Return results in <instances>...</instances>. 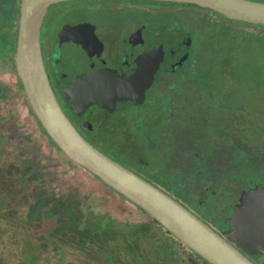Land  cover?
Listing matches in <instances>:
<instances>
[{"label":"flooded vegetation","instance_id":"flooded-vegetation-1","mask_svg":"<svg viewBox=\"0 0 264 264\" xmlns=\"http://www.w3.org/2000/svg\"><path fill=\"white\" fill-rule=\"evenodd\" d=\"M24 5L25 0H0V262L119 264L102 262L100 249V261L90 259L86 232L77 247L81 256L74 258L73 240L79 236L69 226L72 211L62 206V192L57 206L52 189L42 184L44 167L36 157L40 140L37 133L26 132L24 121L44 127L17 65ZM196 9L221 20L202 26ZM232 20L237 19L214 8L175 0H59L44 15L41 49L63 110L89 142L173 196L256 264H264V252L256 250L259 239L249 242L250 252L224 232L242 194L264 188V120L254 114L252 121H226L234 111L242 117L241 112L253 109L248 106L257 92L250 90L246 74L261 55L247 49L258 43L250 36L238 49L231 41L224 45L220 37ZM243 22L252 28L264 25ZM229 48L246 50L250 60L231 56ZM25 105L33 116L25 117ZM255 109L264 110V105ZM31 138L36 141L32 148ZM51 141L69 161L63 170L67 174L75 162ZM66 199L68 206L71 199ZM138 250L144 264H164L151 258L149 249L133 246L132 251ZM165 251L171 264H211L180 242Z\"/></svg>","mask_w":264,"mask_h":264},{"label":"water","instance_id":"water-1","mask_svg":"<svg viewBox=\"0 0 264 264\" xmlns=\"http://www.w3.org/2000/svg\"><path fill=\"white\" fill-rule=\"evenodd\" d=\"M56 1L59 0H25L17 54L29 102L49 136L68 158L143 208L211 264H256L173 196L105 154L78 131L52 88L42 55L41 24L48 6ZM175 1L196 3L233 19L264 24V2ZM90 102L94 101L88 100L87 104ZM227 223L228 229L224 232L239 247L251 252L250 243L259 239L256 250L264 252V188L244 192Z\"/></svg>","mask_w":264,"mask_h":264},{"label":"rangeland","instance_id":"rangeland-1","mask_svg":"<svg viewBox=\"0 0 264 264\" xmlns=\"http://www.w3.org/2000/svg\"><path fill=\"white\" fill-rule=\"evenodd\" d=\"M196 11L198 12L196 14V22L202 26L207 25L212 27L214 22H220L221 20L220 17L212 12L207 13L202 9H196ZM245 24L248 23L239 20H232V22L226 24V29H224L223 25L221 24L220 27H223V29L226 31V36L220 37V39L223 40L224 45L231 41V44L237 49L242 46L241 43H245V41L248 40L249 36L257 40L258 43L248 45L247 49L250 51L255 50V54L257 55L258 53L261 54L257 57V59L260 61L255 62L254 67L248 69V73L246 74L248 78L247 84L250 86V90L257 92V95L254 99L250 100L248 108L253 106L252 110L247 111L248 113L245 115L243 112H241L242 117H240V111L233 112V110H231L233 115L226 121L238 122L239 120L242 122L245 119H248V117V121H252V117L250 115L254 114H259L257 116L264 120V110L255 109L256 105L258 107H262L264 105V46L262 44L264 43V25L255 26V28H252L250 26H246ZM223 29L222 31H224ZM228 52L231 56L242 55L247 59V61H249L251 58V54L246 50L236 53L233 48H229ZM4 108L6 107H3V109ZM24 108L25 117L28 118L29 115L33 116L31 114H27V105H25ZM7 110L9 111L10 109L7 108ZM198 110L204 114V117H209L206 114V111L202 109ZM24 127H26V132L32 134V137H35V133L38 134L37 139L40 140L39 144H41V147L39 150L36 147L37 154H40H36V157H40L41 159L38 166L41 165L44 167L42 176V180L44 181L42 184L44 187H49L48 190L52 189L51 196H55L57 198V206L59 203H62L61 201L66 202V200H68L66 198L69 197L72 201V203L70 201L71 205L78 204L77 213L74 215L71 212L69 213L73 215L71 221L69 222V226L73 230H76L75 232L79 236L78 238L74 237L76 239L73 240L75 241L72 252L74 258L75 254L77 257L81 256L82 252L77 247L80 248L79 244L81 242L82 235L84 234L82 232H86V236L89 241L88 253L90 254V259L93 258L95 260L94 262L100 261V258L98 259L97 257V252L100 249L102 255L106 253L101 260L102 262L119 264H144L145 259L142 256V252L139 250L132 251L133 246L139 245L142 250L149 249L150 252H152L150 255L151 258L152 256H157L156 258H158L160 262L166 264V261H169L171 264V260L164 257L163 254L166 253V248L170 249L175 244H178L175 239L173 240L167 238L163 234L164 230H159L153 221L148 218V214L140 210L125 196L117 193L113 189L101 183L99 178L88 174L87 171L80 165L74 164L71 169L69 168V172L67 174H63V170L69 167V161L62 153L55 149L51 138L46 134L44 129L41 126L39 128L36 121H24ZM243 131L244 125L242 124V132ZM30 142V147L32 148L36 141L31 138ZM256 158L257 156H253L250 160ZM261 158L264 160V143ZM47 160L49 162H47ZM50 166L52 168H50ZM260 167L264 168V165H260ZM250 174L255 175L254 172H251ZM67 183L70 184L69 188L65 187ZM27 186H29V184H27ZM63 187H65V190L61 191V188L63 189ZM71 190L73 193L68 195ZM61 192L63 193V198L60 201L58 196L61 194ZM43 200L44 203H48V198ZM83 208H85V211H88L89 209L90 212H92L91 215L94 216L93 220L91 219L92 221L84 218L86 212L83 210ZM63 210L64 208L60 207V211ZM14 211L15 210H13V212ZM59 213L60 212H57V217H60ZM105 213L109 214V216L104 215ZM96 224L98 225L96 226ZM99 224L108 227L104 228L105 233L97 234L94 232V229L100 227ZM94 226L96 227L93 228ZM80 227L81 230L79 231L78 229ZM136 232H139V234L134 235ZM100 245L103 246V250L100 248ZM149 245L150 247H148ZM180 251L184 252L186 256H189L188 253L184 251V249L180 248ZM134 254L136 256H134ZM77 263L78 262L76 261L72 262V264ZM196 263L198 264V262ZM0 264L2 263L0 262Z\"/></svg>","mask_w":264,"mask_h":264},{"label":"trees","instance_id":"trees-1","mask_svg":"<svg viewBox=\"0 0 264 264\" xmlns=\"http://www.w3.org/2000/svg\"><path fill=\"white\" fill-rule=\"evenodd\" d=\"M74 164H76V163H74ZM77 165V164H76ZM79 165V164H78ZM81 167H83L82 165H80ZM84 168V167H83ZM86 171H87V173L88 174H90L91 176H94V174H92L91 172H89L86 168H84ZM69 183H70V181H69ZM68 183V184H69ZM106 185V184H105ZM70 186V184L68 185V187ZM106 186H108V185H106ZM109 187V186H108ZM110 188V187H109ZM114 190V189H113ZM115 191V190H114ZM117 192V191H116ZM73 193V191L71 190L69 193H68V195H71ZM118 193V192H117ZM67 195V196H68ZM62 198H63V196H62ZM70 198V197H69ZM79 205H80V203H79ZM62 206L63 207H67V208H69L71 211H72V214L74 215V214H76L77 213V206H78V204H70V205H65V202H63V204H62ZM140 210H142L144 213H146V214H148V218H150V220H152L153 221V223L156 225V227L160 230V229H163L164 230V232H163V234L167 237V238H170V239H175L176 241H178V242H180L181 244H183L184 246H187L186 244H184L180 239H178L171 231H169L167 228H165L159 221H157L155 218H153L148 212H146L143 208H141V207H139L138 205H136ZM83 207V206H82ZM83 210L85 211V208H83ZM86 213H85V216H88V217H90L89 218V220H93V217L94 216H92L91 214H92V212H90V210L88 209V211H85ZM101 214V213H100ZM105 215L106 216H109V214H106L105 213ZM91 220V221H92ZM109 220H110V218H109ZM98 224H96V226H97ZM100 225V224H99ZM96 226H94L93 228H95ZM104 228H108L107 226H102V225H100V227L99 228H96V229H94V232H96L97 234H102V233H105V230H104ZM109 229H112V228H109ZM79 231L81 230V227L78 229ZM78 231V232H79ZM82 234V233H81ZM137 234H139V232H136L134 235H137ZM106 253H104V255H105Z\"/></svg>","mask_w":264,"mask_h":264}]
</instances>
